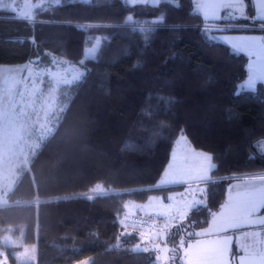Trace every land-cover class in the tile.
<instances>
[{
	"label": "trees",
	"instance_id": "16d2710c",
	"mask_svg": "<svg viewBox=\"0 0 264 264\" xmlns=\"http://www.w3.org/2000/svg\"><path fill=\"white\" fill-rule=\"evenodd\" d=\"M243 3L245 18L222 31L263 34L244 27L264 20L253 17V0ZM196 9L193 0H46L30 21L0 8V64L47 66L54 54L85 70L60 87L54 129L0 204L10 264H160L135 247L138 236L121 233L119 218L126 201L170 189L155 185L180 134L213 164L206 202L188 215L193 231L209 223L233 178L264 172V82L246 84L249 57ZM96 36V53L84 58ZM98 184L104 190L92 193ZM8 234L36 244L34 262L17 263ZM177 251L170 264H185Z\"/></svg>",
	"mask_w": 264,
	"mask_h": 264
},
{
	"label": "rangeland",
	"instance_id": "374dc122",
	"mask_svg": "<svg viewBox=\"0 0 264 264\" xmlns=\"http://www.w3.org/2000/svg\"><path fill=\"white\" fill-rule=\"evenodd\" d=\"M43 1L46 0H2L1 4L11 7L1 8L33 21L34 10ZM193 1L196 10L201 11L203 0ZM230 8L237 11L236 5ZM254 10L253 17L264 20V0H254ZM221 25L210 24L213 28H223ZM255 26H258L257 30H263L264 35V24H255L253 28ZM100 41L101 36H96L94 42L86 47L84 58L96 53ZM84 72L81 65L54 54H50L47 66L41 59L27 61L21 66L0 64V98L7 97L11 90L14 105L12 108L7 105L6 99H0V204L5 203L7 193L13 187L21 169L28 164L34 149L54 129L59 110L63 106L60 87L78 81ZM258 149L264 152V139L258 142ZM209 157L207 152L195 148L185 135L180 134L173 142L169 161L155 185L170 189L163 193L150 194L144 202L128 200L124 204V212L119 218L121 233L138 236L135 247L153 251L160 264H170V259L178 252L177 249L183 251V244L191 237V232L205 233L211 230L204 226L193 231V223L188 217L192 208L206 202V182L210 179V168L213 166ZM245 186L246 184L242 185L243 191L237 193L239 197L232 203L242 205L236 215L232 217L234 210L222 208L213 213H216V220L228 221L225 216L232 217V222L225 224L231 227H244L239 225H246L245 222L255 225L264 220V214H251L245 209V205L254 203V200H257L260 207V200L264 199V181L259 185ZM103 190L104 187L98 184L92 193ZM144 217H155L153 221L156 220V223L153 226L147 225ZM246 232H241L240 235L244 236ZM259 234L264 236V230L251 232V237ZM2 241L13 246L17 263L35 261L36 244H25L22 238L9 234L4 235ZM0 264H10L3 249L0 250ZM73 264H89V258Z\"/></svg>",
	"mask_w": 264,
	"mask_h": 264
},
{
	"label": "crops",
	"instance_id": "0c3cea01",
	"mask_svg": "<svg viewBox=\"0 0 264 264\" xmlns=\"http://www.w3.org/2000/svg\"><path fill=\"white\" fill-rule=\"evenodd\" d=\"M224 2H228V0H224ZM1 3L2 0H0V4ZM220 3L221 0H203L200 9L201 11L199 12L205 22L209 24H222L221 26L225 28L232 26L229 21L245 18L246 12L243 0L242 2L241 0H231L232 5L237 6L236 12L232 11L230 7L219 6ZM244 27L249 29H259L258 26L253 28L254 25H244ZM219 29L221 30L217 33L219 38L228 43L232 48L249 57L246 84L249 85V81H252L253 85L258 81L264 82V35L256 31L227 32L222 31V28ZM263 181L264 172L233 178L228 183L227 196L219 210L222 208L230 211L234 210V213H231L232 217H234L237 210L242 207V205L237 204V207V205L232 204L237 201V198L239 197L237 193L243 189L242 185L246 184V186L249 187L253 184L259 185V183ZM258 205L259 203L257 200H254V203L246 204L245 209L247 212H251V214H264V206L260 205V207H258ZM219 210H217L216 213ZM215 214L204 227H208L211 230L205 233L195 232L184 242L182 251V260L184 263L259 264V253L264 251V236L259 234V236L252 238L251 232L254 233L257 229L263 232L264 223L260 222L252 225L245 222L244 224L246 225H239L244 227L232 226V228L230 225H225L226 222H232V217L230 218L226 215L225 217H228V221L227 219L220 221L216 220ZM241 232L246 233L244 236H241ZM242 257L243 260H241Z\"/></svg>",
	"mask_w": 264,
	"mask_h": 264
},
{
	"label": "snow or ice",
	"instance_id": "6c2138e0",
	"mask_svg": "<svg viewBox=\"0 0 264 264\" xmlns=\"http://www.w3.org/2000/svg\"><path fill=\"white\" fill-rule=\"evenodd\" d=\"M242 2V0H241ZM219 6L221 7H231L232 6V3H231V0H228V2H224V0H221V3L219 4ZM0 7H11L10 5H3V4H0ZM20 19H24V17H18ZM129 20L132 19V17H129L128 18ZM163 20V17H161V21ZM161 21H157V23L161 22ZM152 29H145V31H151ZM249 87H253V82L252 81H249ZM0 99H6L7 101V105L11 106L12 108H14V105H13V102H12V93H11V90H9V94L7 97L5 98H0ZM23 111V110H21ZM49 131H51V129H49ZM37 147H39V145H37ZM209 159H211L209 157ZM59 202V201H57ZM261 205L264 206V199L261 200ZM261 223H264V220L261 221ZM144 252H147L149 251V249L145 248L143 249ZM241 260H243V257L241 258ZM259 264H264V251L260 252L259 253Z\"/></svg>",
	"mask_w": 264,
	"mask_h": 264
},
{
	"label": "built area",
	"instance_id": "2783aa9c",
	"mask_svg": "<svg viewBox=\"0 0 264 264\" xmlns=\"http://www.w3.org/2000/svg\"><path fill=\"white\" fill-rule=\"evenodd\" d=\"M145 218V221H146V223L145 224H147V225H154L155 223H156V220L155 221H153L154 220V218L155 217H153V218H149V217H144ZM151 223V224H150Z\"/></svg>",
	"mask_w": 264,
	"mask_h": 264
}]
</instances>
